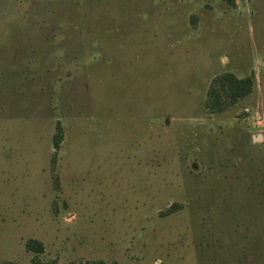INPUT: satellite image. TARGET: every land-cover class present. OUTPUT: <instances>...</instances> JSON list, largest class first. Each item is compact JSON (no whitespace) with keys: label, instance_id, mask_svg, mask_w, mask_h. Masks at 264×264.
<instances>
[{"label":"rangeland","instance_id":"1","mask_svg":"<svg viewBox=\"0 0 264 264\" xmlns=\"http://www.w3.org/2000/svg\"><path fill=\"white\" fill-rule=\"evenodd\" d=\"M0 264H264V0H0Z\"/></svg>","mask_w":264,"mask_h":264},{"label":"trees","instance_id":"2","mask_svg":"<svg viewBox=\"0 0 264 264\" xmlns=\"http://www.w3.org/2000/svg\"><path fill=\"white\" fill-rule=\"evenodd\" d=\"M233 1V0H230ZM218 89L212 91L211 104L217 105V107L222 106L226 103L223 99H227L229 102H235L240 97L248 94L252 89V78L250 76H245L242 78L236 77L234 74L226 72L220 76L217 80ZM62 138V128L61 125H57V132L53 136V144L55 147L59 146ZM28 248H35L39 251L42 250L41 242H35L34 240H29L26 245Z\"/></svg>","mask_w":264,"mask_h":264},{"label":"water","instance_id":"3","mask_svg":"<svg viewBox=\"0 0 264 264\" xmlns=\"http://www.w3.org/2000/svg\"><path fill=\"white\" fill-rule=\"evenodd\" d=\"M257 138H260V136H258Z\"/></svg>","mask_w":264,"mask_h":264}]
</instances>
